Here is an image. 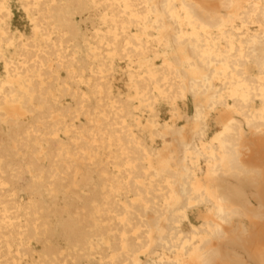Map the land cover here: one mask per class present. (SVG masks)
<instances>
[{"label":"bare ground","instance_id":"bare-ground-1","mask_svg":"<svg viewBox=\"0 0 264 264\" xmlns=\"http://www.w3.org/2000/svg\"><path fill=\"white\" fill-rule=\"evenodd\" d=\"M92 262L264 264V0H0V264Z\"/></svg>","mask_w":264,"mask_h":264},{"label":"rangeland","instance_id":"rangeland-1","mask_svg":"<svg viewBox=\"0 0 264 264\" xmlns=\"http://www.w3.org/2000/svg\"><path fill=\"white\" fill-rule=\"evenodd\" d=\"M166 119H168V117H167ZM166 119H165V120H166ZM178 126H180V125H178ZM92 263H93V262H92ZM93 264H95V263H93Z\"/></svg>","mask_w":264,"mask_h":264}]
</instances>
